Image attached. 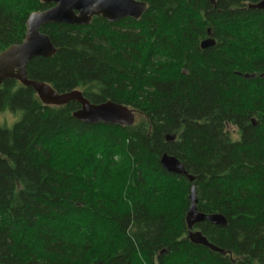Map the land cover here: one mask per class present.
I'll use <instances>...</instances> for the list:
<instances>
[{"label": "trees", "instance_id": "trees-1", "mask_svg": "<svg viewBox=\"0 0 264 264\" xmlns=\"http://www.w3.org/2000/svg\"><path fill=\"white\" fill-rule=\"evenodd\" d=\"M137 1L139 21L43 26L57 53L27 67L59 94L129 107L134 126L82 123L77 102L0 87V116L14 118L0 122V264H264V11L248 9L262 0ZM53 6L0 0V54ZM209 30L217 44L202 50ZM192 187L198 212L226 226L190 232Z\"/></svg>", "mask_w": 264, "mask_h": 264}, {"label": "water", "instance_id": "water-1", "mask_svg": "<svg viewBox=\"0 0 264 264\" xmlns=\"http://www.w3.org/2000/svg\"><path fill=\"white\" fill-rule=\"evenodd\" d=\"M40 1L54 6L43 12L32 13L27 21V33L24 41L0 54V87L7 80L18 81L23 86L32 89L46 106L62 107L71 102H77L80 109L73 113V117L82 123L92 125L103 123L121 127L134 126L136 113L129 107L112 101L92 104L79 90L59 94L48 84L30 80L27 67L37 57L51 58L57 53L51 39L41 32L43 26L47 24L87 26L95 17H102L110 23H118L124 19L139 21L147 13L148 4L137 0ZM210 1L214 3L215 0ZM248 9L264 11V0L256 4H249ZM207 35L208 37L200 43L202 50L214 48L217 44L210 30ZM166 140L174 141L175 137L167 136ZM161 165L171 173H183L181 163L175 158L164 155L161 158ZM190 201L187 217L190 232L194 225L203 222L220 227L227 225V220L220 214L205 215L198 212L195 187L191 188ZM190 237L192 240H197V243L209 247L208 242L200 233H191Z\"/></svg>", "mask_w": 264, "mask_h": 264}, {"label": "rangeland", "instance_id": "rangeland-1", "mask_svg": "<svg viewBox=\"0 0 264 264\" xmlns=\"http://www.w3.org/2000/svg\"><path fill=\"white\" fill-rule=\"evenodd\" d=\"M4 121L7 123L6 126L10 128L13 125L14 118L11 114L6 113L0 116V122H4ZM228 131L234 139L239 138L238 129H236L234 126H228Z\"/></svg>", "mask_w": 264, "mask_h": 264}, {"label": "bare ground", "instance_id": "bare-ground-1", "mask_svg": "<svg viewBox=\"0 0 264 264\" xmlns=\"http://www.w3.org/2000/svg\"><path fill=\"white\" fill-rule=\"evenodd\" d=\"M245 78H249V77L245 76ZM160 162H161V161H160Z\"/></svg>", "mask_w": 264, "mask_h": 264}]
</instances>
